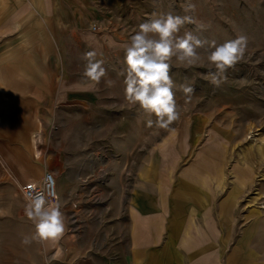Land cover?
I'll list each match as a JSON object with an SVG mask.
<instances>
[{
    "label": "crops",
    "instance_id": "0c3cea01",
    "mask_svg": "<svg viewBox=\"0 0 264 264\" xmlns=\"http://www.w3.org/2000/svg\"><path fill=\"white\" fill-rule=\"evenodd\" d=\"M121 3L0 0V182L2 170L18 189L54 176L65 231L41 243L50 264H264V215L239 204L255 169L235 167L227 190L225 145L202 119L149 146L138 119L128 153L107 154L130 128L100 102L105 76L84 86V53L104 61L123 48L112 32Z\"/></svg>",
    "mask_w": 264,
    "mask_h": 264
},
{
    "label": "rangeland",
    "instance_id": "374dc122",
    "mask_svg": "<svg viewBox=\"0 0 264 264\" xmlns=\"http://www.w3.org/2000/svg\"><path fill=\"white\" fill-rule=\"evenodd\" d=\"M189 4L194 8L185 11ZM116 10L117 19L113 20L115 28L112 32L117 33L122 42L114 40V43L118 47L119 44L124 45L104 60L107 80L100 84L103 87V100L100 102L112 105L115 113L113 120L117 122L121 118V123L126 124L119 127L126 128L128 125L130 131L115 130L108 138L115 147L107 154L116 156V152L122 150L128 153L127 144L131 147L136 141H128L126 136L130 134L136 137L137 132L133 128L137 127L138 119L144 124L140 133L145 135L147 142H141L140 146H149V142L152 144L155 138L158 141V136H163L169 129L179 135L182 126L183 129L189 127L192 119H202L203 123L206 122L202 132L218 133V144L225 145V170L228 176L224 182L227 190L235 187V167L250 170L252 163L255 172L242 181L239 204L242 214L249 209L264 215V0H122ZM169 13L192 17V22L184 24L177 35L183 36L189 31L207 43L197 49L200 60L196 64L183 67L177 64L175 57L168 61L172 91L180 115L167 128L159 129L155 124L149 126L147 123L149 119L155 120L154 115L146 114L125 100L124 57L130 37L138 31L141 23ZM101 30L108 31V27L103 26ZM238 35L247 37L244 58L227 71V79L220 86H214L203 76L210 70L206 60L207 53L212 50L210 44L212 41L222 44ZM90 41L101 43V39ZM182 86H191L193 91L185 93ZM91 150L93 155L104 154L99 149ZM130 152L131 155L132 149ZM114 159L117 161L118 157ZM1 174L0 264H50L40 242L21 243L25 236L32 234L34 225L24 214L27 201L23 199L20 189L3 170ZM210 182L213 183V180ZM220 186H224L223 182Z\"/></svg>",
    "mask_w": 264,
    "mask_h": 264
},
{
    "label": "clouds",
    "instance_id": "9594fccd",
    "mask_svg": "<svg viewBox=\"0 0 264 264\" xmlns=\"http://www.w3.org/2000/svg\"><path fill=\"white\" fill-rule=\"evenodd\" d=\"M192 8L194 5L189 4L184 10L189 11ZM191 22L192 17L189 15L180 16L170 13L146 21L141 23L138 31L131 35L130 42L125 48V100L129 105L138 106L146 114L155 116V120H148L149 126L155 124L156 128L164 129L179 118L168 61L175 57L180 66L189 67L196 64L200 60L197 49L207 43L189 31L183 36L177 35L184 24ZM210 47L212 50L206 55L210 70L203 76L212 85L218 87L227 79V71L243 60L247 37L238 35L222 44L212 41ZM96 55L95 51L84 53L85 87L89 84H98L106 75L104 61L96 59ZM182 87L185 93L193 91L191 86ZM43 181L48 185L54 183L50 175L44 176ZM24 214L33 222L34 231L30 236L22 239V244L33 241L53 247L58 244L65 231L64 217L58 203H48L43 191L29 192ZM58 255L57 248L51 259H56Z\"/></svg>",
    "mask_w": 264,
    "mask_h": 264
},
{
    "label": "built area",
    "instance_id": "2783aa9c",
    "mask_svg": "<svg viewBox=\"0 0 264 264\" xmlns=\"http://www.w3.org/2000/svg\"><path fill=\"white\" fill-rule=\"evenodd\" d=\"M92 31L98 30L97 27L92 26L90 28ZM51 176L54 183L48 185L43 181L44 176ZM35 185V187H32ZM21 195L23 199L27 201L28 193L29 192H35V191H43L45 192L46 201L48 203H54L57 199V192H56V181L54 176L50 172H45L42 176L41 180L39 182H29L21 186ZM75 206V205H74Z\"/></svg>",
    "mask_w": 264,
    "mask_h": 264
}]
</instances>
